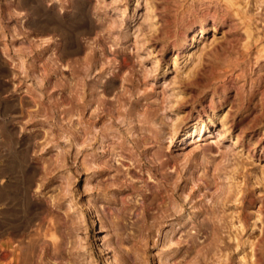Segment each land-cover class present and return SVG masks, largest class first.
Returning <instances> with one entry per match:
<instances>
[{"label": "rangeland", "instance_id": "1", "mask_svg": "<svg viewBox=\"0 0 264 264\" xmlns=\"http://www.w3.org/2000/svg\"><path fill=\"white\" fill-rule=\"evenodd\" d=\"M1 162L0 264H264V0H0Z\"/></svg>", "mask_w": 264, "mask_h": 264}, {"label": "crops", "instance_id": "2", "mask_svg": "<svg viewBox=\"0 0 264 264\" xmlns=\"http://www.w3.org/2000/svg\"><path fill=\"white\" fill-rule=\"evenodd\" d=\"M6 178L7 173L3 168V162L0 163V223L5 222L6 218L2 217L5 213V208L7 207V193H6ZM1 229V228H0ZM2 234H0V237Z\"/></svg>", "mask_w": 264, "mask_h": 264}, {"label": "bare ground", "instance_id": "3", "mask_svg": "<svg viewBox=\"0 0 264 264\" xmlns=\"http://www.w3.org/2000/svg\"><path fill=\"white\" fill-rule=\"evenodd\" d=\"M199 31H203V28L201 27ZM258 51H259V50H258ZM259 52H261V51H259ZM242 55H243V54H242ZM245 56H246V55H245ZM242 57H244V55H243ZM232 60H233V59H232ZM237 60H238V59H237ZM235 61H236V60H235ZM240 61H241V60H240ZM231 62H233V67H235V66H240V62H234V60H233V61H230V63H231ZM234 63H235V64H234ZM228 66H229V65H228ZM228 66H226V68H227ZM218 67H219V66H218ZM230 67H232V66H230ZM230 67L227 68V69H230ZM216 68H217V67H216ZM226 68H225V69H226ZM221 69H224V68H221ZM231 69H232V68H231ZM218 70H219V69H218ZM215 71H216V70H215V68H214L213 72L215 73ZM234 71H235V70H234ZM213 72L211 71V73H213ZM217 72H218V71H217ZM217 72H216V73H217ZM221 72H222V71H221ZM221 72H219V73L221 74ZM216 73H215V74H216ZM220 74H219V77H220ZM213 76H215V75H213ZM216 76H217V74H216ZM216 76H215V77H216ZM216 78H217V77H216ZM216 78H215V79H216ZM259 261L262 262V260H261L260 258H259ZM259 261H258V262H259ZM258 262H257V260H256V263H257V264H258ZM254 263H255V262H254ZM256 263H255V264H256Z\"/></svg>", "mask_w": 264, "mask_h": 264}]
</instances>
